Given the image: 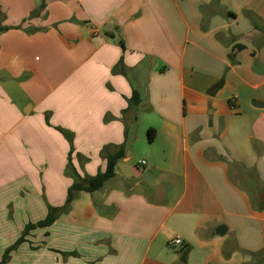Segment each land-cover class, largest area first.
<instances>
[{"label":"crops","instance_id":"crops-1","mask_svg":"<svg viewBox=\"0 0 264 264\" xmlns=\"http://www.w3.org/2000/svg\"><path fill=\"white\" fill-rule=\"evenodd\" d=\"M0 28V264L264 251V0H0ZM121 146L115 177L68 201Z\"/></svg>","mask_w":264,"mask_h":264},{"label":"trees","instance_id":"trees-1","mask_svg":"<svg viewBox=\"0 0 264 264\" xmlns=\"http://www.w3.org/2000/svg\"><path fill=\"white\" fill-rule=\"evenodd\" d=\"M132 102L136 104L140 102L139 93L136 90L134 91ZM59 130L67 136L72 146L73 134L62 128H59ZM147 133L149 140L152 141L154 139L155 129L149 128ZM125 152L126 151L124 146H121L116 152L109 154L107 157V166L105 170L99 171L95 176L88 178H80V176H75V181L69 190L68 201L72 200V198L77 192L79 191L94 192L96 190L101 189L109 180L114 178L116 175L117 162L120 158L125 156ZM232 176L234 178L233 174ZM257 185L258 183L252 180V186L257 187ZM259 195L260 194H258L257 192H252L251 194L253 205L257 208L259 206H264V196H262L261 198ZM59 212H60L59 208L50 207L46 218H44L43 220L37 223L28 224L25 227L24 232L20 237V239L17 241V243L11 248H9L7 252L4 254V258L7 259V257L9 256V251L11 249H14L16 245H18L23 241H26V236L30 233V231L36 229L37 227H48L52 225L55 222ZM263 262H264V251L261 252L258 256H255V260H254L255 264H262Z\"/></svg>","mask_w":264,"mask_h":264},{"label":"water","instance_id":"water-1","mask_svg":"<svg viewBox=\"0 0 264 264\" xmlns=\"http://www.w3.org/2000/svg\"><path fill=\"white\" fill-rule=\"evenodd\" d=\"M256 104H259V102ZM165 199V196L164 194L161 192V190L158 188L157 190V193H156V197L154 199L155 203H161L163 200ZM227 231V226L225 225H220L218 228H217V234L219 236H224L225 233Z\"/></svg>","mask_w":264,"mask_h":264},{"label":"built area","instance_id":"built-area-1","mask_svg":"<svg viewBox=\"0 0 264 264\" xmlns=\"http://www.w3.org/2000/svg\"><path fill=\"white\" fill-rule=\"evenodd\" d=\"M235 100H236V97H234L232 101H235ZM140 164L143 165V166H146L147 165V161L145 159H142L140 161ZM181 242L182 241H181L180 238H176V239L172 240V243H174V244H181Z\"/></svg>","mask_w":264,"mask_h":264},{"label":"rangeland","instance_id":"rangeland-1","mask_svg":"<svg viewBox=\"0 0 264 264\" xmlns=\"http://www.w3.org/2000/svg\"><path fill=\"white\" fill-rule=\"evenodd\" d=\"M137 162V158L133 161V163L135 164ZM143 166V165H141ZM252 264H255L254 262Z\"/></svg>","mask_w":264,"mask_h":264}]
</instances>
